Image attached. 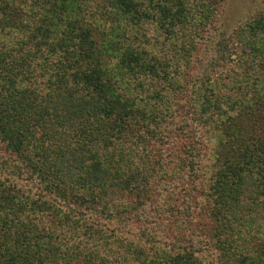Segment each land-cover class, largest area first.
I'll return each instance as SVG.
<instances>
[{"label": "trees", "instance_id": "16d2710c", "mask_svg": "<svg viewBox=\"0 0 264 264\" xmlns=\"http://www.w3.org/2000/svg\"><path fill=\"white\" fill-rule=\"evenodd\" d=\"M219 2L0 0L9 154L0 163V264H207L202 231L180 245L131 230L162 179L145 142L164 137L168 116L191 117L208 137L203 150L216 149L200 177L199 155L189 162V205L171 206L172 226L196 225V207L216 223L220 261L236 264L243 249L239 264H264V237L260 248L246 230L243 243L232 239L240 221L249 224L244 211L264 206V9L202 58L198 41ZM153 38L165 43L159 52H138ZM229 44L242 62L229 57L226 67Z\"/></svg>", "mask_w": 264, "mask_h": 264}, {"label": "rangeland", "instance_id": "374dc122", "mask_svg": "<svg viewBox=\"0 0 264 264\" xmlns=\"http://www.w3.org/2000/svg\"><path fill=\"white\" fill-rule=\"evenodd\" d=\"M219 3L220 4L217 6V18L213 20V23H211V21L209 22L210 24L206 28L207 30H205L203 33V39L201 38L202 40L198 41V55H202V58L206 53H208L206 55L208 57L215 55V52L212 50V48L216 49V44L218 41L224 38L225 35L226 37L230 36L232 38L233 34H236L237 31L240 30L250 18L256 16L260 11H262V9H264V0H221ZM155 38H153L147 46L139 44L138 47H141V45L142 47L138 50V52H142L143 50L146 51V49H152L155 52H159V48L162 45H165V43L161 45L159 42L154 41ZM209 43L212 44L210 49H208L206 46ZM126 46L129 47L128 44H126ZM121 48H125L124 44H120L118 46V49ZM170 48L171 47H167V50L161 48L163 52H168V58H170L173 54ZM229 48V50L226 49V51H223L226 58V64L225 62H222V64L226 65V67L234 65L232 60H230V54H232L234 51L233 45L229 44ZM232 58L242 62L239 55H234ZM202 67L203 61L198 62V64L194 66V68L197 70L193 69V74H200ZM165 125L167 126V130L164 132L163 138L157 140L152 135H149L148 141L145 142L146 146L144 144L145 149L148 148L146 151L144 149L145 154L149 152V148L150 150L152 149L154 160L151 166L155 167V170H159L157 175L159 177L161 176L162 179L155 184L156 189H154L153 195V198L155 196V200L152 198L148 205H145V208L136 212L138 215H135L133 218L131 228L132 233L139 234L145 231L155 234L156 237H160V239L163 237L167 239V242H173L172 244L176 243L181 245L186 241L195 238L196 235L202 231V234L206 236L203 237V240L208 242V244L212 243V245L209 246L210 254L206 258L207 264H224V261H220L219 259L221 252L218 251L215 245L216 239L213 237V226L216 227V223L214 221L208 219L205 214L199 213L200 211L196 207H194L196 210L195 213L199 217V222L196 225L189 226L187 223L179 228L177 226L174 227V225L172 226V221L170 220V218L173 219L170 209L174 205H181L182 207L189 205L187 203H183L185 193L181 191V189H184V187L189 188V184L192 183L190 177L191 169L188 168L189 162L199 155V158H196L197 167L199 169L197 175L200 177L203 167L207 166L208 164L209 156L207 155H213L216 149L214 148L212 153L208 152L207 147L206 150H203L206 143L208 142V137L206 136V132L203 129H196L197 127H195L191 117L189 120H185V118L183 119L181 117L175 119L174 117L168 116L165 119ZM5 146L6 145L0 140V163L9 156V154L6 155V152L4 151ZM180 159L184 160L181 165L178 163ZM183 164L184 167L182 168ZM177 165L179 166V169L180 167L182 168L180 172H178L176 169ZM25 173H27V171ZM207 173L208 171L205 170V175ZM24 177H26V174H24ZM16 180V182L25 189L28 190L30 185V188L33 190L34 194H41L40 189L35 188V186L31 184L28 185L27 182L22 179V177ZM174 188L176 190V193H174L175 195H170L172 191L174 192ZM194 193L198 195L197 192ZM188 202L192 204V206H196L198 203L194 198H190V196ZM254 209L256 208H250L244 211L247 213V220L249 224H246L247 222L244 220L240 221L237 228L233 231L232 239L233 242H236L237 244L243 243L242 235L244 230H246L250 235V238H252V243L256 246L255 248H260L257 243H260V238L264 237V206H259L257 208L258 211L255 212ZM111 226L115 227L117 225L111 223ZM244 235L246 236V234ZM145 239L146 238H143L144 241ZM242 250H238L239 255L238 257H235L238 260L236 264L241 263L243 260L244 251L242 252ZM244 263L245 262L243 261V264Z\"/></svg>", "mask_w": 264, "mask_h": 264}]
</instances>
